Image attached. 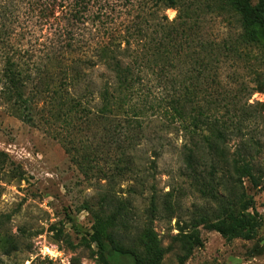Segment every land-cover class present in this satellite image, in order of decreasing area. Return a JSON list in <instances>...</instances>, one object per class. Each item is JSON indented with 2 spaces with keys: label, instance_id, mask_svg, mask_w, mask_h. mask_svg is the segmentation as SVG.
<instances>
[{
  "label": "rangeland",
  "instance_id": "1",
  "mask_svg": "<svg viewBox=\"0 0 264 264\" xmlns=\"http://www.w3.org/2000/svg\"><path fill=\"white\" fill-rule=\"evenodd\" d=\"M164 13L170 25L187 21L193 26L187 32L206 39L223 41L241 31L234 0H180ZM14 33L23 47L37 49L47 34ZM218 72L211 88L191 83V117L202 106L225 132L223 156L207 146L197 150L199 179L190 176L183 159L185 132L155 110L142 127H114L107 119L96 125L92 116L55 131L39 118L21 119L0 101V215L6 220L0 227V264H103L89 237L95 212L116 216L110 234L141 256L151 230L163 250L162 264H264V41L222 56ZM186 134L194 140L201 133ZM244 162L256 175L257 183L244 177L243 186L252 202L248 211L254 207L261 216L260 227L252 238L228 239L199 226L202 244L181 262L187 223L202 215L213 218L219 206L203 194L208 171L217 168L213 180L225 201L233 197L236 178L230 169ZM111 258L121 264L117 255Z\"/></svg>",
  "mask_w": 264,
  "mask_h": 264
},
{
  "label": "trees",
  "instance_id": "2",
  "mask_svg": "<svg viewBox=\"0 0 264 264\" xmlns=\"http://www.w3.org/2000/svg\"><path fill=\"white\" fill-rule=\"evenodd\" d=\"M234 3L241 31L221 41L187 32L193 26L184 20L170 25L164 11L177 8L180 0H0V101L21 119L34 123L39 118L55 131L61 124L70 130L80 124L77 120L92 116L96 125L107 119L114 127H142V119L155 110L185 132L183 159L190 176L199 179L203 171L197 150L207 146L223 156L225 132L202 106L191 117V83L195 89L203 82L211 88L219 81L222 56L264 41V0ZM14 32L47 34L37 49L23 47ZM99 68L104 70L100 74ZM206 128L210 134L202 133ZM190 129L201 133L198 139L187 136ZM212 167L203 194L219 206L213 218L202 215L187 223L181 262L202 244L199 226L228 239H249L262 223L254 207L248 211L252 202L243 186L244 177L257 183L253 166L234 164L233 197L225 201L215 187L217 168ZM151 207L156 215L155 200ZM1 217L0 227L6 221ZM108 217L95 212L89 233L103 264H116L114 255L121 264H162L163 250L151 230L141 256L117 244L109 232L117 217Z\"/></svg>",
  "mask_w": 264,
  "mask_h": 264
}]
</instances>
